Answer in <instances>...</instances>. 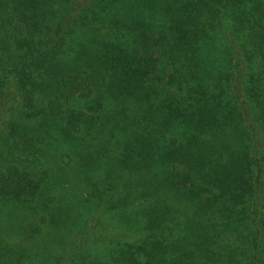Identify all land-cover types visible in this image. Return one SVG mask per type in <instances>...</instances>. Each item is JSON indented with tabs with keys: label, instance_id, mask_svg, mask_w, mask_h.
Masks as SVG:
<instances>
[{
	"label": "trees",
	"instance_id": "1",
	"mask_svg": "<svg viewBox=\"0 0 264 264\" xmlns=\"http://www.w3.org/2000/svg\"><path fill=\"white\" fill-rule=\"evenodd\" d=\"M0 264H264V0H0Z\"/></svg>",
	"mask_w": 264,
	"mask_h": 264
}]
</instances>
